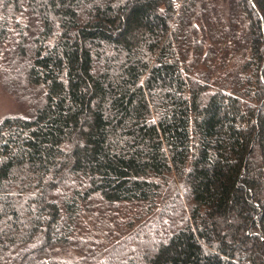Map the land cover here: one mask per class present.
Returning a JSON list of instances; mask_svg holds the SVG:
<instances>
[{"label": "trees", "instance_id": "1", "mask_svg": "<svg viewBox=\"0 0 264 264\" xmlns=\"http://www.w3.org/2000/svg\"><path fill=\"white\" fill-rule=\"evenodd\" d=\"M0 79V264H264V0H0Z\"/></svg>", "mask_w": 264, "mask_h": 264}, {"label": "rangeland", "instance_id": "2", "mask_svg": "<svg viewBox=\"0 0 264 264\" xmlns=\"http://www.w3.org/2000/svg\"><path fill=\"white\" fill-rule=\"evenodd\" d=\"M25 114H27V109L16 98L15 95H13L3 86L2 81L0 79V121L7 116L25 115ZM57 255L60 258V260L65 262L62 264H68L73 260H76V258L80 257V255L73 250H68V252L66 251L64 252L62 250L59 251Z\"/></svg>", "mask_w": 264, "mask_h": 264}]
</instances>
